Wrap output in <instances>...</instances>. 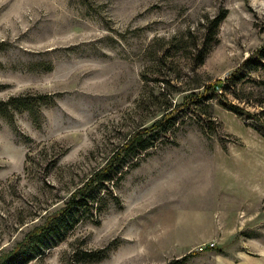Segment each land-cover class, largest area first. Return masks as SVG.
Wrapping results in <instances>:
<instances>
[{"label":"rangeland","instance_id":"obj_1","mask_svg":"<svg viewBox=\"0 0 264 264\" xmlns=\"http://www.w3.org/2000/svg\"><path fill=\"white\" fill-rule=\"evenodd\" d=\"M263 44L264 0H0V256ZM216 92L25 264H264V68ZM19 97L26 110L1 104Z\"/></svg>","mask_w":264,"mask_h":264},{"label":"trees","instance_id":"obj_2","mask_svg":"<svg viewBox=\"0 0 264 264\" xmlns=\"http://www.w3.org/2000/svg\"><path fill=\"white\" fill-rule=\"evenodd\" d=\"M225 17L226 15L222 13L207 21L206 25L208 28H206V31L208 38L211 37L210 39H212V37L217 35L218 27ZM202 61L203 58H201L200 63H202ZM261 68H264V44L247 57L226 77L225 81L218 80L213 82L206 86L202 93H190L188 96L184 97L180 103L174 105V107H168L167 110L169 112L164 114L159 120H156L150 127L141 128L133 132L120 147L112 152L102 168L95 171L81 187H78L72 192L62 208L46 216L42 225L33 228L13 250L2 254L0 256V261L6 262L4 264L27 263L30 259V254L25 248L28 245H39L42 244L45 239L59 236L60 227H64L65 224H67V228H72L77 220L86 214L89 207H93L94 203L96 204L100 201V194L103 190H106V185L110 184L112 179H116L118 174L123 173L125 160L139 156L142 152L151 148L161 135H165L169 130L172 131L177 116L181 113L186 115L195 113L197 106L202 105L207 99L212 97L211 95H216L217 89H224L227 83L239 82L243 76V71L251 70L256 72L261 70ZM35 98L40 101H47V99H49L47 96L40 95ZM219 98L221 105L227 110L235 115H242V109L227 104L222 96H219ZM24 100L23 97L10 98L6 103L1 104L4 108H10L12 111H21L23 107L24 110L27 109ZM253 117L260 120L259 115H253ZM204 250H211V248L206 247ZM84 257L89 259L90 254L85 253ZM192 257L193 254L189 253L169 264H187Z\"/></svg>","mask_w":264,"mask_h":264}]
</instances>
